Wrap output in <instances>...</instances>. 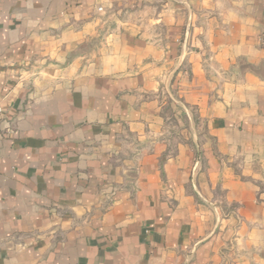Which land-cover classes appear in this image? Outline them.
<instances>
[{
    "label": "crops",
    "instance_id": "crops-1",
    "mask_svg": "<svg viewBox=\"0 0 264 264\" xmlns=\"http://www.w3.org/2000/svg\"><path fill=\"white\" fill-rule=\"evenodd\" d=\"M0 107V264H264V0H0Z\"/></svg>",
    "mask_w": 264,
    "mask_h": 264
},
{
    "label": "built area",
    "instance_id": "built-area-1",
    "mask_svg": "<svg viewBox=\"0 0 264 264\" xmlns=\"http://www.w3.org/2000/svg\"><path fill=\"white\" fill-rule=\"evenodd\" d=\"M100 10H102V8H100ZM0 112H2V108L0 107Z\"/></svg>",
    "mask_w": 264,
    "mask_h": 264
}]
</instances>
